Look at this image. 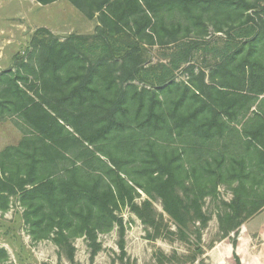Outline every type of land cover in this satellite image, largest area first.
Returning <instances> with one entry per match:
<instances>
[{"label": "trees", "instance_id": "trees-1", "mask_svg": "<svg viewBox=\"0 0 264 264\" xmlns=\"http://www.w3.org/2000/svg\"><path fill=\"white\" fill-rule=\"evenodd\" d=\"M67 1L98 21L95 34L60 41L41 29L18 68L0 71V123L15 119L23 133L0 155L2 214L14 199L32 241H52L74 264L75 239L94 258L100 234L118 227L124 237L125 207L156 228L154 197L175 235L194 227L200 241L204 201L226 186L234 198L220 230L237 235L264 208V0ZM210 27L227 38L196 69V40ZM147 46L177 48L145 65ZM184 65L188 80L177 81ZM9 258L0 246V264ZM229 263L244 264L235 253Z\"/></svg>", "mask_w": 264, "mask_h": 264}, {"label": "rangeland", "instance_id": "rangeland-1", "mask_svg": "<svg viewBox=\"0 0 264 264\" xmlns=\"http://www.w3.org/2000/svg\"><path fill=\"white\" fill-rule=\"evenodd\" d=\"M1 5H8V2L0 0V7ZM33 8L30 10L31 16L21 17V19L13 15L9 16L10 18L0 17V71H15L18 68L16 58L25 54L32 37L47 36V33L37 34L39 30L54 28L57 32L55 36L60 41H65L71 35H77L79 28L84 25L82 14L67 0L56 4L53 7L54 11L40 4L36 10ZM22 10L26 13L29 10L28 5H23ZM255 10L259 9L250 8L249 13L254 14ZM211 27L202 40H196L200 44V49L194 54L191 62L192 65H196V69L205 68L213 63L211 49L222 48L227 38L224 33L216 34ZM185 41L190 42V40ZM175 48L177 47L147 46L143 51L145 65L168 62ZM186 67L187 65H184L176 71L177 81L188 80V75L184 72ZM136 84L142 86V84ZM233 198L231 188L221 186L216 196L205 199L203 210L210 220L208 226L202 231L200 241L197 239L194 227H191L188 236L184 239L175 235L177 227L165 213L163 202L158 197L149 199L157 215L156 228L144 225L129 207H125L117 212L123 218L124 237L121 238L118 227L110 233L100 234L98 241L101 249L94 258H91V249L86 239H75L74 264H199L201 260L206 261L207 264H230L229 259L234 254H232L234 242L238 243V246L234 247L237 252L242 248L247 250L248 261L252 260L249 254H254L256 257L253 258H256L257 264H264V231L258 230L262 233H253L251 228L242 226L237 235L231 233L229 237H224L220 230L218 216L224 210L225 203H230ZM146 199H148L147 195L140 192V196L136 197L135 201L141 205ZM14 203L5 214L0 212V244H5L4 237L8 236L19 245H16L18 250L11 249L6 244L1 245L2 248L5 247L10 257L6 263L2 264H72L64 255H61L59 248L50 240L31 244L27 227L21 218L23 209L19 204ZM254 219H256L255 223L264 220V208ZM157 230L160 231L158 238L155 237ZM121 245L124 246L123 251Z\"/></svg>", "mask_w": 264, "mask_h": 264}, {"label": "crops", "instance_id": "crops-1", "mask_svg": "<svg viewBox=\"0 0 264 264\" xmlns=\"http://www.w3.org/2000/svg\"><path fill=\"white\" fill-rule=\"evenodd\" d=\"M5 1L8 2V5H1L0 17H2V16L9 17L12 15L14 17H18L20 19H21V17H25V16L28 17V16L32 15L31 11H30L32 9V7H34L33 8L34 10H36L37 6L39 4L36 0H5ZM61 1H63V0H59L53 4L47 5L45 7L47 9L51 8V10L54 11L53 7H55L56 4L60 3ZM23 5H28V7H29V10L26 11V13H23V10H22ZM10 11H11V13H10ZM20 19H18V20H20ZM83 24L84 25L79 28L77 35H79V37L91 38L95 34V29L99 26L98 21L96 19H94L93 21H88L84 18ZM48 30L50 32H52L53 35L57 34V32H55L54 28H52V29L48 28ZM14 120L15 119H8V120L0 123V155L9 147H17L19 145V143L21 142V139L23 137L22 131L14 123ZM16 120L19 121L18 119H16ZM5 175H7V174H5ZM3 177H4L3 174L0 172V178H3ZM14 188L16 191H19V189L17 187L14 186ZM14 202H16V201H14V199H13L10 207H13V205L15 204ZM255 221H256V219H252V220L248 221L247 224L243 225V227L245 226L247 228L249 227V229L251 228L253 233H262L260 231H264V220H260L258 223H255ZM255 229H257V230H255ZM258 230H260V231H258ZM4 240H6L5 244L8 245L9 248H11V249L13 248L14 250H18L16 245L17 244L19 245V243L10 239L8 236L4 237ZM30 240H31V244H36V243L38 244L39 243V242H33L31 237H30ZM46 241H48V240H45L44 242H46ZM5 244H0V246L5 245ZM238 248L239 247H237V249ZM243 249L244 248H242L241 250H239L237 252V250L233 247L232 254L235 253L236 255L240 256L241 260L244 264H257L256 258H253L256 256L254 254H252V255L249 254V257L252 260L248 261V258H247L248 252H247V250H243Z\"/></svg>", "mask_w": 264, "mask_h": 264}]
</instances>
